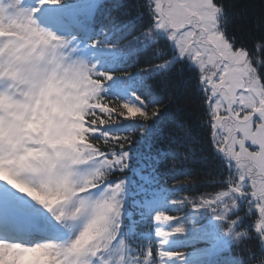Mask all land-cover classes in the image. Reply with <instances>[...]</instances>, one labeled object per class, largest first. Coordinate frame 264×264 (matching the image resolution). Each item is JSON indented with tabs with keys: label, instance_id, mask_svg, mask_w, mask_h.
<instances>
[{
	"label": "snow or ice",
	"instance_id": "6c2138e0",
	"mask_svg": "<svg viewBox=\"0 0 264 264\" xmlns=\"http://www.w3.org/2000/svg\"><path fill=\"white\" fill-rule=\"evenodd\" d=\"M235 9L0 0V158L44 153L0 178V264H264V7ZM69 79L79 142L35 143L33 98ZM178 157L204 164L207 181L162 180Z\"/></svg>",
	"mask_w": 264,
	"mask_h": 264
},
{
	"label": "rangeland",
	"instance_id": "374dc122",
	"mask_svg": "<svg viewBox=\"0 0 264 264\" xmlns=\"http://www.w3.org/2000/svg\"><path fill=\"white\" fill-rule=\"evenodd\" d=\"M2 23L3 22L0 21V24ZM5 34L3 28L0 27V35ZM69 81L72 86L75 87V95L69 94L68 90L61 89L60 92H56L47 89L45 92L38 91L33 98V104L27 113V118L30 120V126L27 129V132L33 137L34 142L44 143L51 148H55L59 145H65L70 139L76 140L78 138V136L76 137L78 134L77 125L81 118L80 116L75 115L77 114L75 102L82 95V92L74 79H69ZM64 82L65 81L62 82V87H64ZM65 88H67V86ZM71 90L72 89H70V92ZM53 101H55V103H53ZM64 111L72 114H69V117ZM69 118L72 124H66ZM35 150L37 151L32 152L33 149L30 150V154H37L40 152L39 148H35ZM22 156L24 157L23 161H5L3 158H0V178L7 176V178L15 179L14 172L12 168L9 167L12 163L23 164L26 161L44 158V154H38L36 158L29 157L27 152H22ZM40 194L43 195V193Z\"/></svg>",
	"mask_w": 264,
	"mask_h": 264
},
{
	"label": "trees",
	"instance_id": "16d2710c",
	"mask_svg": "<svg viewBox=\"0 0 264 264\" xmlns=\"http://www.w3.org/2000/svg\"><path fill=\"white\" fill-rule=\"evenodd\" d=\"M226 3L228 4H234L236 5V11L243 10L245 11V14L247 16H254L257 15L260 11L261 8L264 7V0H225ZM237 28L241 31H246L247 30V25L245 24L244 20L242 18H238V23H237ZM67 86V88H65ZM192 88H193V83L191 81H188L185 79L184 82L180 84V92L182 95H190L192 93ZM62 90H68L69 94L75 95L76 90L75 87L72 86L70 81L68 80L64 82V87L61 88ZM70 89L71 92H70ZM62 110V109H61ZM63 111V110H62ZM66 112V111H64ZM68 115L72 113L66 112ZM167 116L162 118V123L161 127L167 129L168 127H171V118L172 115L175 113V108L174 106L166 110ZM78 115V114H75ZM182 117H187L191 119L193 122L196 120V114L195 110L193 109L192 106H188L187 108L184 109V111L180 114ZM80 116V115H78ZM70 117V115H69ZM81 120L83 119L82 116H80ZM66 124H72L70 118L67 120ZM83 128L82 125L77 127V135L76 137H80L82 134ZM75 137V138H76ZM69 142H79L78 139L76 140H69ZM66 144H70V143ZM65 144V145H66ZM198 146V145H197ZM40 150V149H39ZM38 150V151H39ZM37 150L33 149L32 152H36ZM31 152V153H32ZM27 154L29 157L36 158L38 154H44L43 152H38L37 154H30L28 151ZM176 166V170L174 172H169L168 176H162V180H167L169 184L176 183L177 181H196L198 178L207 181V177L204 175L205 172L207 171L206 167L202 163H197L192 160H189L185 162L182 158H176L173 160L172 158H169L166 162V166L168 169H171L173 166ZM131 175V173H129ZM135 179V177H133ZM181 191H184L183 193H178L177 195H189V191H194V194L198 195L199 193H204V192H211L212 189L210 187H207L206 183L205 184H197L196 186H187L186 188H182ZM175 198V197H173ZM173 214H181V213H173ZM147 230V229H145Z\"/></svg>",
	"mask_w": 264,
	"mask_h": 264
}]
</instances>
